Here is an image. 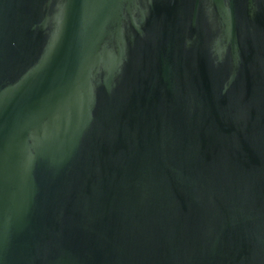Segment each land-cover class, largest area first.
Returning <instances> with one entry per match:
<instances>
[{
	"label": "water",
	"instance_id": "95a60500",
	"mask_svg": "<svg viewBox=\"0 0 264 264\" xmlns=\"http://www.w3.org/2000/svg\"><path fill=\"white\" fill-rule=\"evenodd\" d=\"M0 264H264V0H0Z\"/></svg>",
	"mask_w": 264,
	"mask_h": 264
}]
</instances>
